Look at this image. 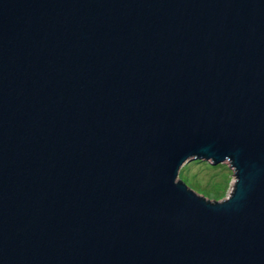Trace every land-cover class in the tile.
<instances>
[{
	"label": "water",
	"instance_id": "95a60500",
	"mask_svg": "<svg viewBox=\"0 0 264 264\" xmlns=\"http://www.w3.org/2000/svg\"><path fill=\"white\" fill-rule=\"evenodd\" d=\"M0 264H264V0H0Z\"/></svg>",
	"mask_w": 264,
	"mask_h": 264
},
{
	"label": "rangeland",
	"instance_id": "374dc122",
	"mask_svg": "<svg viewBox=\"0 0 264 264\" xmlns=\"http://www.w3.org/2000/svg\"><path fill=\"white\" fill-rule=\"evenodd\" d=\"M186 183L211 199H222L230 195L236 179L229 163L188 165Z\"/></svg>",
	"mask_w": 264,
	"mask_h": 264
}]
</instances>
